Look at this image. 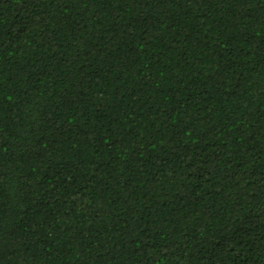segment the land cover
Returning <instances> with one entry per match:
<instances>
[{
  "label": "trees",
  "instance_id": "16d2710c",
  "mask_svg": "<svg viewBox=\"0 0 264 264\" xmlns=\"http://www.w3.org/2000/svg\"><path fill=\"white\" fill-rule=\"evenodd\" d=\"M0 264H264V0H0Z\"/></svg>",
  "mask_w": 264,
  "mask_h": 264
}]
</instances>
